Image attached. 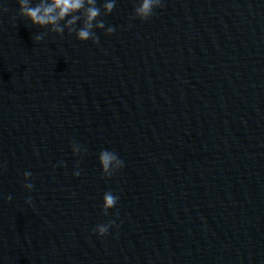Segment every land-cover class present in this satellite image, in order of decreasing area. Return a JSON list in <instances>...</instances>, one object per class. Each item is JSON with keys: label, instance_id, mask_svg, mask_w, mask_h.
<instances>
[{"label": "water", "instance_id": "1", "mask_svg": "<svg viewBox=\"0 0 264 264\" xmlns=\"http://www.w3.org/2000/svg\"><path fill=\"white\" fill-rule=\"evenodd\" d=\"M162 3L93 44L0 0V264H264V0Z\"/></svg>", "mask_w": 264, "mask_h": 264}, {"label": "clouds", "instance_id": "2", "mask_svg": "<svg viewBox=\"0 0 264 264\" xmlns=\"http://www.w3.org/2000/svg\"><path fill=\"white\" fill-rule=\"evenodd\" d=\"M19 8V16L26 18L31 25L39 28H47L48 32L57 36H62L65 31L68 35L74 36L79 42L91 41L93 44L99 43L97 31H103L107 36H111L115 29L113 26L105 25L101 18L107 17L113 12L117 5V0H16ZM162 0H133V15L130 19L140 21L149 20L157 8H162ZM2 11V10H0ZM43 33L36 34L33 39L39 43L43 38ZM71 153L74 157H83L84 149L75 142H69ZM63 163V162H61ZM97 163L100 174L104 179L114 176L124 167L123 161L111 150L102 149L97 154ZM56 165H53L55 168ZM73 177L80 175L79 161L76 170L72 172ZM31 173L23 172V179L26 181L23 188L31 192L33 184L29 181ZM5 201L10 200V196H3ZM118 195L111 190L103 192L101 196V214H107L118 202ZM25 203L31 205V197L25 199ZM118 228L115 218L106 224H98L92 230L97 237H106L109 229Z\"/></svg>", "mask_w": 264, "mask_h": 264}]
</instances>
